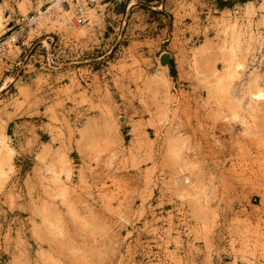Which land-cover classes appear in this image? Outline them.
<instances>
[{
	"label": "rangeland",
	"instance_id": "374dc122",
	"mask_svg": "<svg viewBox=\"0 0 264 264\" xmlns=\"http://www.w3.org/2000/svg\"><path fill=\"white\" fill-rule=\"evenodd\" d=\"M33 1L0 0V264H264V0H99L10 41Z\"/></svg>",
	"mask_w": 264,
	"mask_h": 264
},
{
	"label": "built area",
	"instance_id": "2783aa9c",
	"mask_svg": "<svg viewBox=\"0 0 264 264\" xmlns=\"http://www.w3.org/2000/svg\"><path fill=\"white\" fill-rule=\"evenodd\" d=\"M99 0H34L31 12L21 20L17 36L10 41L17 43L24 38L27 29H33L40 26L48 18L60 14L74 12L81 15L88 9L95 7ZM9 41V42H10ZM9 50L8 41L0 40V59L6 55Z\"/></svg>",
	"mask_w": 264,
	"mask_h": 264
},
{
	"label": "bare ground",
	"instance_id": "6f19581e",
	"mask_svg": "<svg viewBox=\"0 0 264 264\" xmlns=\"http://www.w3.org/2000/svg\"><path fill=\"white\" fill-rule=\"evenodd\" d=\"M2 25H3V17H2V15L0 14V29H1Z\"/></svg>",
	"mask_w": 264,
	"mask_h": 264
}]
</instances>
